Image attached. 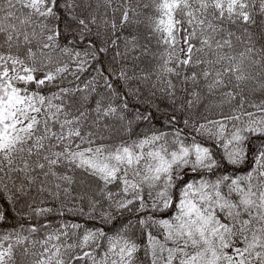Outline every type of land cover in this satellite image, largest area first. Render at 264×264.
<instances>
[{
    "label": "snow or ice",
    "instance_id": "1",
    "mask_svg": "<svg viewBox=\"0 0 264 264\" xmlns=\"http://www.w3.org/2000/svg\"><path fill=\"white\" fill-rule=\"evenodd\" d=\"M0 264H264V0H0Z\"/></svg>",
    "mask_w": 264,
    "mask_h": 264
}]
</instances>
